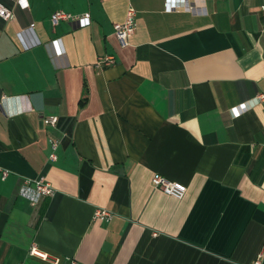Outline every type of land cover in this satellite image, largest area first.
<instances>
[{"label": "crops", "instance_id": "obj_1", "mask_svg": "<svg viewBox=\"0 0 264 264\" xmlns=\"http://www.w3.org/2000/svg\"><path fill=\"white\" fill-rule=\"evenodd\" d=\"M0 1V264H54L33 243L58 264H250L264 249V101L250 103L264 93V0ZM57 10L90 24L53 25ZM40 174L55 193L32 205L17 191Z\"/></svg>", "mask_w": 264, "mask_h": 264}, {"label": "built area", "instance_id": "obj_2", "mask_svg": "<svg viewBox=\"0 0 264 264\" xmlns=\"http://www.w3.org/2000/svg\"><path fill=\"white\" fill-rule=\"evenodd\" d=\"M14 1L21 6L19 0H14ZM195 1L196 0H166L165 9L167 11H171V10L191 11L193 2ZM26 7H28V0ZM0 10H2V14H0L2 18H4L5 20H9L10 18H12L11 9L5 6L1 1H0ZM261 10H264V3L261 4ZM63 19H76L80 26H86L90 24V15L88 12H85L83 14H72L62 10H57L52 12V14L50 15V21L53 25L57 24L60 20ZM30 29H32V25L30 26ZM113 29H114V35L117 39L119 46L125 47L128 43L129 36L132 35L135 30V10L129 7L126 11L124 20L121 22H115L113 24ZM18 35L21 37V32H19ZM54 42H56L59 47L58 40H54ZM30 45L32 44H25V47H29ZM59 49L61 48L59 47ZM99 63L109 65L114 63V58L112 56H105L104 58H101L99 60ZM261 101H264V93H260L255 97H253L252 99H250L251 105H255ZM57 121H58L57 116L43 117V122L48 125L49 124L56 125ZM52 147L53 149H55L56 144L53 143ZM50 158L52 159L55 158V154L53 152L50 154ZM7 174H8V170L6 169L1 170L2 178H5ZM151 185L154 188L161 190L165 194L173 196L177 199L183 198V196L187 191V188L184 184L179 183L177 181L169 180L159 173L152 174ZM54 193H55V189L53 185L42 174L32 179L22 180L17 191V194L19 196L27 199L32 205L36 204L42 196L53 195ZM112 216L113 213L104 207H96L93 212L94 219H100L103 221H109L112 218ZM29 254L40 257L44 260H48L54 264H58L61 260L58 256H49L47 253L40 251L35 245V243H33L30 246ZM262 263H264V249H262L257 254L256 258L250 264H262ZM71 264H80V263L76 261H72Z\"/></svg>", "mask_w": 264, "mask_h": 264}, {"label": "clouds", "instance_id": "obj_3", "mask_svg": "<svg viewBox=\"0 0 264 264\" xmlns=\"http://www.w3.org/2000/svg\"><path fill=\"white\" fill-rule=\"evenodd\" d=\"M19 3L21 6L26 7L27 6V0H19ZM0 14H2V10H0Z\"/></svg>", "mask_w": 264, "mask_h": 264}]
</instances>
